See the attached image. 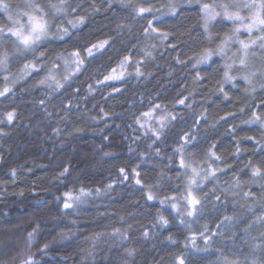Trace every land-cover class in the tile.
Returning a JSON list of instances; mask_svg holds the SVG:
<instances>
[{
  "label": "trees",
  "instance_id": "obj_1",
  "mask_svg": "<svg viewBox=\"0 0 264 264\" xmlns=\"http://www.w3.org/2000/svg\"><path fill=\"white\" fill-rule=\"evenodd\" d=\"M39 2L51 31L35 51L17 53L0 40L10 54L0 91L11 89L0 96V264L264 261L256 219L264 215V179L252 176L253 166L264 167V124L248 122L253 111L264 113V77L245 82L238 43L219 51L236 25L219 16L205 30L201 5L213 0H63L60 12L50 5L61 0ZM9 3L13 12L24 6ZM139 7L152 11L141 15ZM101 41L108 43L88 57L85 49ZM75 50L84 64L64 80L74 65L64 72L62 62ZM205 51L214 54L197 63ZM258 57L249 59L252 70ZM233 61L236 79L226 80ZM26 63L37 70L25 74ZM50 69L63 87L47 79ZM113 69L121 77L106 81ZM192 178L201 203L188 216Z\"/></svg>",
  "mask_w": 264,
  "mask_h": 264
},
{
  "label": "snow or ice",
  "instance_id": "obj_2",
  "mask_svg": "<svg viewBox=\"0 0 264 264\" xmlns=\"http://www.w3.org/2000/svg\"><path fill=\"white\" fill-rule=\"evenodd\" d=\"M50 7L56 9V12H60L63 9V0H61L59 5H50ZM235 8L236 11H232L231 9ZM247 9V15H241L240 9ZM219 9V10H217ZM172 10L175 11L174 6ZM152 9L139 7L137 9L138 14H144L146 12H151ZM201 12L204 14V27L207 31L208 24L210 21L215 20L217 17L222 16L225 20L232 22L236 27L233 28L231 35H226V37L221 41V46L219 51L221 53L224 52V49L228 47V45L232 42H236L239 44V66L240 69L244 70L242 72V78L245 82L251 84L253 79L259 76H264V0H232L231 3H217L216 0H213V3H203L201 5ZM0 13H3L6 16V22L0 24V40H11L12 44L15 48V52L22 53L25 51H35L37 46L40 45L48 36L49 32L51 31L50 21L47 19L48 13L44 11L41 7L39 0H24L23 8H18L17 11L13 12L9 0H0ZM55 19V17H54ZM73 27H76V24L72 21H69ZM79 23H83V17L80 18ZM149 28L152 29L153 32L159 31L156 28L152 27V22L149 21ZM60 33L63 35L68 34L67 28H60L58 29ZM241 31L246 32L248 34V39H240ZM145 32H148V29H145ZM254 33H259V35H254ZM62 36L60 38H62ZM167 37V34H164V38ZM107 41H101L97 44H92L90 47L85 49L87 52L88 57H94L95 52L103 49L104 46L107 44ZM257 53H259V59L262 61L261 67L255 70H252V66L249 63L250 57H256ZM214 53L211 51H205L200 58L197 60V63L201 61H206L210 58L211 55ZM44 54L41 53V56ZM9 52L7 50L0 52V65H6L9 62ZM128 58L125 57V60ZM65 66L70 67L74 65V70L65 75L63 77L64 80L70 79L72 75L79 72L81 67L84 64V58L81 56V50H75L70 53L67 57H64ZM235 61L232 64H226V71L224 73L226 80H234L236 77L230 75V70L234 68ZM58 64H53V68H58ZM35 64L26 63L22 71L27 74L29 71H36ZM50 74L47 77L48 80L55 81L56 88L59 89L63 87V85L56 80L55 76L51 74V69L49 70ZM115 72V69H113ZM137 74L139 75V70H137ZM118 76H105V80H112V79H119ZM7 79V77L5 78ZM45 81H40V83H44ZM223 91V89H220ZM11 89L5 87L3 91H0V96H4L6 93L10 92ZM227 95V93H225ZM180 103H184V101H180ZM156 107H159L157 105ZM243 111V109H241ZM145 117L151 118V111L146 112L143 114ZM15 113L8 112L6 113V118L9 123L14 120ZM175 117H173L174 119ZM249 123L252 122H261L264 124V113H258L253 111L251 120L248 121ZM164 127L163 118L161 122V128ZM157 135V133H153ZM182 150V149H181ZM212 156H215V153H211ZM216 159H219L217 156ZM181 167H189L188 164L185 163L184 159L181 158ZM67 169H65V172ZM121 173H124V169L120 170ZM194 174L196 173V169H192ZM63 175V173H61ZM207 175V174H206ZM214 175V173H211ZM252 176L253 177H260L264 179V167L262 166H253L252 167ZM127 178V177H125ZM137 184H140V180L137 179ZM197 181L195 178L189 180V191L187 192L186 196L184 197L188 208L190 209L187 212L188 216H193L197 211L196 206L201 203V201L193 194L190 190V186L196 184ZM264 187V185H262ZM83 192V189L81 190ZM244 195L246 197L252 196L253 194L250 192H245ZM65 196L69 199H72L70 193H65ZM155 197L150 192L147 196L149 201L153 200ZM172 199H175L174 197ZM218 199V197H217ZM264 200V195L261 197ZM165 201H161L163 204ZM73 205L72 203L68 202L67 200L64 203V208L68 209L71 208ZM173 209H176V204H172ZM160 221L163 225L168 224V220L160 216ZM226 219H231L226 217ZM257 222L264 225V215L258 216ZM184 221H181L183 223ZM36 229H33V232L28 233V241L30 242L33 239L34 233ZM119 231V230H117ZM203 235V234H201ZM171 239V237H169ZM207 237L205 240L207 242ZM47 245H45V248ZM22 264H35V262L29 257L27 261L22 262ZM179 264H184L183 260H179ZM225 264H237L235 261L225 260ZM252 264H264V261H256L253 260Z\"/></svg>",
  "mask_w": 264,
  "mask_h": 264
},
{
  "label": "rangeland",
  "instance_id": "obj_3",
  "mask_svg": "<svg viewBox=\"0 0 264 264\" xmlns=\"http://www.w3.org/2000/svg\"><path fill=\"white\" fill-rule=\"evenodd\" d=\"M62 67H63V71L65 72L68 68H70V67H66L65 66V62H62ZM68 75V74H67ZM121 75H122V73H121V71L119 70H117L112 76H118V77H121ZM20 77H22V76H19V79L21 80V78ZM264 77V76H263ZM18 79V80H19ZM264 80V79H263ZM50 82H53V81H51V80H49ZM199 177H201V174H199L198 175ZM199 177H198V179H199Z\"/></svg>",
  "mask_w": 264,
  "mask_h": 264
}]
</instances>
